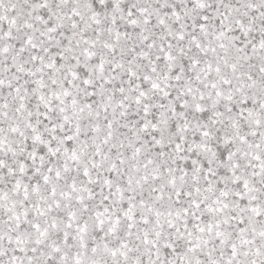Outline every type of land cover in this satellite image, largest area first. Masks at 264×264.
Returning a JSON list of instances; mask_svg holds the SVG:
<instances>
[{
  "label": "snow or ice",
  "instance_id": "6c2138e0",
  "mask_svg": "<svg viewBox=\"0 0 264 264\" xmlns=\"http://www.w3.org/2000/svg\"><path fill=\"white\" fill-rule=\"evenodd\" d=\"M0 264H264V0H0Z\"/></svg>",
  "mask_w": 264,
  "mask_h": 264
}]
</instances>
